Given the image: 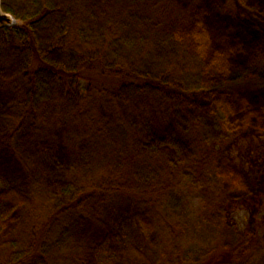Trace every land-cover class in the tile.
Returning <instances> with one entry per match:
<instances>
[{
  "label": "trees",
  "instance_id": "obj_1",
  "mask_svg": "<svg viewBox=\"0 0 264 264\" xmlns=\"http://www.w3.org/2000/svg\"><path fill=\"white\" fill-rule=\"evenodd\" d=\"M199 1L0 0V264H264V189L216 166L240 137L187 101L210 91L177 33Z\"/></svg>",
  "mask_w": 264,
  "mask_h": 264
},
{
  "label": "rangeland",
  "instance_id": "obj_2",
  "mask_svg": "<svg viewBox=\"0 0 264 264\" xmlns=\"http://www.w3.org/2000/svg\"><path fill=\"white\" fill-rule=\"evenodd\" d=\"M235 3L237 8L231 10L226 0H200L177 33L192 52L204 55L208 65L205 80L210 91L187 101L205 112L224 110V127L240 137L219 150L216 166L224 187L242 199L264 189L262 159H250L248 166L240 162L254 146L253 136L264 134V0ZM32 63L35 66L37 61ZM100 74L94 67L87 75L93 79ZM240 211L235 212L238 218L243 215Z\"/></svg>",
  "mask_w": 264,
  "mask_h": 264
},
{
  "label": "water",
  "instance_id": "obj_3",
  "mask_svg": "<svg viewBox=\"0 0 264 264\" xmlns=\"http://www.w3.org/2000/svg\"><path fill=\"white\" fill-rule=\"evenodd\" d=\"M10 19H11V17L2 11L1 3H0V25L10 23V21H11Z\"/></svg>",
  "mask_w": 264,
  "mask_h": 264
}]
</instances>
